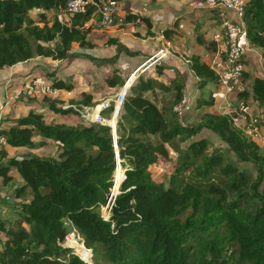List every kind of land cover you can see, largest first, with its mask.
I'll list each match as a JSON object with an SVG mask.
<instances>
[{
    "label": "trees",
    "instance_id": "1",
    "mask_svg": "<svg viewBox=\"0 0 264 264\" xmlns=\"http://www.w3.org/2000/svg\"><path fill=\"white\" fill-rule=\"evenodd\" d=\"M67 2L0 0V70L43 59L50 88L80 90L71 105L95 107L102 100L98 93L116 95L158 52L138 58L115 38L100 49L92 35L104 29L96 20L99 1L73 16ZM123 19L124 25L149 23L135 14ZM243 22L250 47L262 53L264 73V0L246 1ZM196 44L216 52L204 34ZM74 60L89 69L70 80L63 71ZM184 60L185 67L164 57L143 71L125 96L115 129L84 121L51 97L38 104L51 118L30 110L0 120L7 141L0 148V182L7 186L19 177L23 184L14 194L15 219H0V264H88L61 246L72 230L91 251L90 264H264V151L230 117L214 111L226 97L210 65L198 54ZM187 69L195 77L191 89ZM247 78L243 73L228 99L264 107V78L243 88ZM186 108L196 114L193 124L181 122ZM111 114L101 113L107 119ZM49 145L53 155H41ZM172 148L179 160L165 175L167 184L157 185L150 169L169 161ZM116 156L125 175L104 220L101 206L113 184ZM239 164L251 165L253 173Z\"/></svg>",
    "mask_w": 264,
    "mask_h": 264
},
{
    "label": "built area",
    "instance_id": "2",
    "mask_svg": "<svg viewBox=\"0 0 264 264\" xmlns=\"http://www.w3.org/2000/svg\"><path fill=\"white\" fill-rule=\"evenodd\" d=\"M92 3L93 0H68L66 5L67 14L69 16L83 14ZM245 3V0H201L200 3L192 6L194 8H202L211 11L219 25L220 31L214 35L213 40L217 43L220 49L217 48L214 60L210 64V68L217 77L220 87L223 89L226 97L224 99V106L221 114L230 117L232 125L243 130V132L252 137L254 141L258 139L260 142L264 143V132L262 131L260 119L256 116L250 115V109L247 102L240 101L235 97L232 100L228 99V97L235 93L244 73L243 48L239 41L240 38L245 35V25L243 22ZM117 9L118 6L115 0H102L99 2L96 19L98 21V26L105 29L122 27L124 25V19L118 16ZM164 57H166V54L159 51L142 67L135 70L126 81L124 87L120 89L121 91L110 99V101L113 100L116 105L108 103L109 100H107L105 105L101 107V112L112 109L117 113V111L120 110L122 103L125 101V96L135 79H137L148 67ZM26 94L29 96L33 95V97L44 98L53 97L57 94V91L50 88L45 81L35 79L28 84ZM63 108H73L78 111L82 120L103 125L92 119L97 108L83 106L76 107L74 105ZM182 109L183 106L177 108L178 111H181ZM117 117L113 116L112 120L117 122ZM101 118L99 117V120H102ZM104 126L109 125L107 123V125ZM6 145V138L3 135H0V148L6 147ZM114 150L117 152L116 144H114ZM124 175L125 169L122 167L118 156H116L113 184L111 188L108 189V196L105 205L101 206V214L104 220H108L110 217V212L114 200L119 194V187ZM117 176L120 177L118 184H116ZM61 246L71 250L73 255L80 260L88 264L91 263L92 253L84 246L82 238L77 231L72 230L68 233Z\"/></svg>",
    "mask_w": 264,
    "mask_h": 264
},
{
    "label": "crops",
    "instance_id": "3",
    "mask_svg": "<svg viewBox=\"0 0 264 264\" xmlns=\"http://www.w3.org/2000/svg\"><path fill=\"white\" fill-rule=\"evenodd\" d=\"M98 1L101 2L102 0H98ZM115 1L117 2V6H118L117 14L119 17L125 18L129 14H135L140 17L147 18L149 23L148 25L143 23H127L123 25L122 28L119 30L104 28L101 31H92V35L93 36L95 35L98 39L100 49L106 47L108 38H115L120 43L125 45L131 52L137 53L138 58H142L143 56H151L157 53L159 50L154 51L153 49L155 46L159 45L160 51L164 49L166 58L176 60L180 65L184 67L187 64V62L184 59L188 58L192 54H198L201 61L207 63L208 65H210L211 62L214 60L215 57L214 55L216 52L213 54L207 53L201 47H198L196 44L197 36L204 34L208 40H211L215 43L216 51L217 48L220 49L217 43L213 40L214 35L219 33L220 31L219 25L217 24L216 19L213 17V14L211 13V11L207 9L194 8L192 6L194 4L200 3L201 0H115ZM119 5L124 6L125 12H121L119 10L120 9ZM163 5H169L170 6L169 9H174L175 13L170 14L165 12L163 10ZM59 18L60 20L63 21L67 20L66 16L63 17V19L62 17ZM141 24L145 26V30L143 31L139 29V26ZM136 42H139L138 48L133 47V45H135ZM239 42L241 47L243 48V55L245 56V60H246V64H244V73H247L249 78L248 72L250 71L245 70L249 58L256 59L260 63V67L263 72V65H262L263 61L261 58L262 55L261 51L256 48H251L250 43L245 36L240 38ZM148 46L150 47L149 50L150 53L147 55L146 53L148 51L147 50ZM131 48H133V50ZM39 60L41 59L36 58L28 63H24L17 67L7 69L6 74H4L6 85H8V83L11 82V79L12 77L15 76L16 72H21L23 74L27 72L25 74L26 76L33 74V77L29 76L30 77L29 81L36 77L44 81L45 72L43 73L44 70L42 69L44 67L40 65ZM36 70H39V72L35 74ZM42 74H44L43 77ZM255 74L256 75L252 77V81L255 77L264 78L263 74H261L262 76H260V74H257L256 72ZM185 76L187 79L186 87L188 89H191V85L195 80L194 74L192 73V71H190V69H187L185 72ZM18 94L19 93H16L15 95ZM79 94H80V90L73 92L58 91L57 94L51 98H58L63 102L62 99L63 96L65 97L66 95H71L72 100L69 101V103H72L73 101H77L79 99ZM97 95H99V98L101 97L102 100L107 98L106 96L100 93H98ZM6 97L7 94L5 95V98ZM39 103L40 100L37 101V103L31 104L29 109L32 111L35 108L41 109L40 112L46 110L44 108H41L38 105ZM247 104L250 109L249 111L250 115L260 118L259 116L256 115L257 112L254 109L255 107L251 106L249 102H247ZM223 106H224V100L220 104L215 106L214 111L221 114ZM263 110L264 107H262L259 110V113L261 112L263 113V117L260 118V120L261 122L264 123ZM13 112L14 111H10L9 114H7L6 118L0 115V120L7 118L16 119L13 115H11ZM37 114L40 113L37 112ZM261 125H262V131L264 132V125L263 124ZM22 185L23 184L20 181L18 189ZM0 186L6 187L3 186L1 182H0Z\"/></svg>",
    "mask_w": 264,
    "mask_h": 264
},
{
    "label": "rangeland",
    "instance_id": "4",
    "mask_svg": "<svg viewBox=\"0 0 264 264\" xmlns=\"http://www.w3.org/2000/svg\"><path fill=\"white\" fill-rule=\"evenodd\" d=\"M119 10L121 12H125V8L123 5H119ZM170 6L169 5H163V10L167 13L170 14H174L175 11L174 9H169ZM170 10V11H169ZM65 17V16H60ZM173 19V18H172ZM173 22V20H172ZM120 28H110V29H115V30H119ZM211 28V27H209ZM139 29H141L142 31L145 30V26L143 24H141L139 26ZM139 46V42H136L135 45H133L134 48H138ZM133 50V48H131ZM147 55L150 53V47L148 46L147 48ZM154 51H160L159 45L155 46ZM158 51V52H159ZM162 52H164V49L161 50ZM127 61V58L123 55L120 59V64L124 65V63ZM132 62H134L135 66L138 64L135 60H133ZM39 63L41 66L46 67L47 61L41 59L39 60ZM67 69H65L63 71V75L64 76H69L71 79L70 80H75L76 77L75 76H82L83 72H87V70L89 69L88 65L85 64L84 62L80 61V60H74L71 62V64H69L67 67ZM257 73L260 74V76H262L261 74L264 75V73L261 70L260 67V63L254 59V58H249L248 60V64L245 67V70L250 71L249 73V78L246 79V84L243 88L250 87L251 83H252V77H254L256 74L253 70ZM124 71V70H123ZM7 69H3L0 70V115H2V117L6 118L7 114H9L10 111H14L11 115H13L15 118H20L23 116H26L29 113V108L31 106V101L35 100V101H41L43 98L41 97H33L29 96L26 94V88L28 86V84L33 81L34 79L29 81V76H26L25 74L21 73V72H16L15 76L12 77L11 82L8 83V85H6L5 79H4V74H6ZM39 72V70L35 71V74ZM124 72H128V71H124ZM44 73V71H43ZM25 75V76H24ZM44 74H42L43 77ZM29 81V82H28ZM28 82V83H26ZM74 83H77L76 81H73ZM26 84V85H25ZM121 91V90H120ZM119 91V92H120ZM16 93H19L18 95H15ZM7 94V97L5 98V95ZM14 96V97H13ZM115 96V95H114ZM113 97V96H112ZM112 97L107 98V99H103L98 101V104L93 107V108H98V107H103V105H105V102H107V100H110ZM63 107L66 106H70L71 103H69V101L72 100V96L71 95H66L65 97L63 96ZM193 101H190V103H192ZM247 102H249V104L253 107H255V111L257 112V116H259L260 118L263 117V113H259V110L262 108H260L258 106V104L256 102H252L251 100H247ZM41 109H33L34 112H38L48 118L52 117V114L50 112H48L47 110H43L40 112ZM187 108L184 110L185 113L182 115L181 118V122L184 125H189V124H193L195 122V113H191L190 110L186 111ZM183 111V112H184ZM264 111V110H263ZM105 112V111H103ZM102 112V113H103ZM118 112L114 114H111L110 119H107L106 117H102V120H104L106 122V124L104 125H109L110 121L113 119L112 117L118 116ZM66 117L70 118V119H75L74 116L72 114H68L66 115ZM259 118V119H260ZM61 121L59 120V123ZM116 122V121H115ZM261 123V120H260ZM116 125V124H115ZM109 127L111 128L112 126L109 125ZM40 139L38 138H34L32 139L33 142H38ZM259 144L260 150L261 152L264 151V143L260 142L258 139L256 140ZM41 151V155L43 156H49V155H53L54 152V146L53 145H49L44 147ZM14 154V153H13ZM179 160V155L177 153L176 148H172L171 149V156H170V160L169 161H161L158 166L152 167L150 169V177L151 180L157 184V185H161V184H167V180L168 177L165 176L167 175V173H169L173 167V164L175 162H177ZM239 167L241 169L250 171L253 173V168L251 167V165L249 164H239ZM20 184V180L18 178L15 177V180L13 182H11L8 186L6 187H1L0 186V219L2 220H9V221H13L15 219V198H14V194L16 192V190L18 189ZM91 263H92V258H91Z\"/></svg>",
    "mask_w": 264,
    "mask_h": 264
},
{
    "label": "bare ground",
    "instance_id": "5",
    "mask_svg": "<svg viewBox=\"0 0 264 264\" xmlns=\"http://www.w3.org/2000/svg\"><path fill=\"white\" fill-rule=\"evenodd\" d=\"M108 103H111V104H113V105H116V103L113 101V100H109V102ZM101 109V107H98L96 110H95V113L93 114V116H92V119H93V121H97V122H100V123H102L103 125L104 124H106V122L104 121V120H99V117L101 118V111L102 110H100ZM112 113L114 114V110H112ZM113 118V117H112ZM102 119V118H101ZM116 123H115V120H111L110 121V123H109V125L110 126H112L111 128H115L116 127V125H115ZM120 180V177L119 176H117V178H116V182L117 181H119ZM116 184H118V183H116Z\"/></svg>",
    "mask_w": 264,
    "mask_h": 264
},
{
    "label": "water",
    "instance_id": "6",
    "mask_svg": "<svg viewBox=\"0 0 264 264\" xmlns=\"http://www.w3.org/2000/svg\"><path fill=\"white\" fill-rule=\"evenodd\" d=\"M143 65H144V64H142L140 67H142ZM140 67H138L137 69H139ZM137 69H136V70H137Z\"/></svg>",
    "mask_w": 264,
    "mask_h": 264
}]
</instances>
